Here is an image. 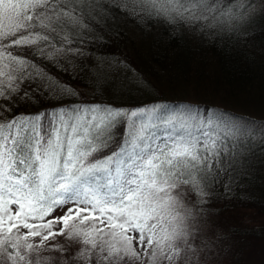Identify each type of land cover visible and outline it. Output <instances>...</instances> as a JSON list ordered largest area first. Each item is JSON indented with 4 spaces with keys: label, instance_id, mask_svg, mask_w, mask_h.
<instances>
[{
    "label": "snow or ice",
    "instance_id": "obj_1",
    "mask_svg": "<svg viewBox=\"0 0 264 264\" xmlns=\"http://www.w3.org/2000/svg\"><path fill=\"white\" fill-rule=\"evenodd\" d=\"M254 4L0 0V77H7V96L20 91L19 82L35 79L56 96H77L34 60L56 65L69 54L82 56L73 45L98 25L97 18L114 10L168 25L227 30L246 23ZM100 63L96 68L103 72ZM101 78L108 81L106 74L95 77ZM7 96L0 81V97ZM6 111L0 106V264H32L35 248L65 235L70 219L94 233H84L88 249L79 253L81 264H205L215 255L219 236L185 200L194 193L203 202L210 178L221 168L227 171L256 134L251 122L192 105L127 109L84 103L7 117ZM158 126L169 130L165 138L150 131ZM61 209L64 215L55 216ZM29 237L39 243H29Z\"/></svg>",
    "mask_w": 264,
    "mask_h": 264
},
{
    "label": "trees",
    "instance_id": "obj_2",
    "mask_svg": "<svg viewBox=\"0 0 264 264\" xmlns=\"http://www.w3.org/2000/svg\"><path fill=\"white\" fill-rule=\"evenodd\" d=\"M254 8L248 30L243 24L227 30L168 25L113 10L97 18L98 25L92 24L93 30L83 32V38L73 45L82 56L72 58L69 54L56 65L40 57L34 60L77 96H56L39 79L19 82L20 91L7 96V77H0L7 96V100L0 97V106L7 109L3 115L51 113L58 107L84 103L127 109L160 104L211 108L251 122L256 134L238 149L240 155L227 171L221 168L210 178L203 202H198L201 197L194 193L187 194L185 200L220 238L215 255L205 264H240L245 255L254 252L253 244L264 241V143L260 135L264 118L253 115L264 117V8L260 0H255ZM97 62L103 72L97 71ZM116 62L119 65L108 67ZM105 74L107 82L102 78L96 81V76ZM119 131L123 132V127ZM150 131L161 138L169 132L160 126ZM62 215L63 209L55 212L57 217Z\"/></svg>",
    "mask_w": 264,
    "mask_h": 264
},
{
    "label": "rangeland",
    "instance_id": "obj_3",
    "mask_svg": "<svg viewBox=\"0 0 264 264\" xmlns=\"http://www.w3.org/2000/svg\"><path fill=\"white\" fill-rule=\"evenodd\" d=\"M253 17H256V15H253ZM251 24L246 22L243 23L242 27L244 30H248ZM249 108L255 110L254 108ZM253 115L264 118L262 115L256 113H253ZM186 199L188 200L187 197ZM59 227L60 225H57V230ZM65 232V235H55L45 241L43 245L35 248L30 254L33 258L32 264H81L79 253L82 250L88 249V245L83 244V239L85 238L84 233H89L88 238H91L94 233L89 228L81 226L79 221L71 219ZM77 233H79V236L76 235ZM28 242L34 245L39 243L36 238L32 237H29ZM21 244H23V240H21ZM252 247L255 248L253 250L254 252L251 255H245L240 264H259L260 262L264 264V241L255 243ZM53 249H59V251H54ZM21 251H24V249L22 248ZM18 264H25V262H18Z\"/></svg>",
    "mask_w": 264,
    "mask_h": 264
}]
</instances>
